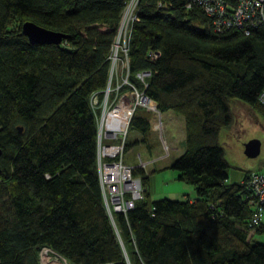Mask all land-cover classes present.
<instances>
[{
    "label": "trees",
    "instance_id": "1",
    "mask_svg": "<svg viewBox=\"0 0 264 264\" xmlns=\"http://www.w3.org/2000/svg\"><path fill=\"white\" fill-rule=\"evenodd\" d=\"M185 6L140 0L128 80L161 114L183 118L185 151L170 169L196 199L151 202L148 175L134 169L142 199L112 225L89 100L108 84L124 1L0 0V264H38L41 247L70 264H264V244L252 243L247 228L248 177L225 184L221 142L235 123L234 103L264 120V25L217 33L205 12ZM26 22L63 42L30 44ZM141 72L151 74L146 87L135 79ZM134 113L129 136L147 145L151 115ZM136 144L127 140L126 152Z\"/></svg>",
    "mask_w": 264,
    "mask_h": 264
},
{
    "label": "built area",
    "instance_id": "2",
    "mask_svg": "<svg viewBox=\"0 0 264 264\" xmlns=\"http://www.w3.org/2000/svg\"><path fill=\"white\" fill-rule=\"evenodd\" d=\"M123 1L125 7L108 57V84L102 94H92L89 100L97 126L96 169L99 189L105 212L112 225L115 224L114 214L125 215L142 199L144 193L141 179L133 177V171L145 168L146 163L131 167L125 162V145L134 112L143 109L154 115L156 123L153 131H161L162 128L160 118L162 114L157 110L155 102L150 101L128 80L132 25L138 22L140 0ZM185 2L186 8L196 6L205 12L217 33L238 30L248 35L250 30L264 25V0H185ZM118 63L127 71L121 83L114 79L117 78ZM150 75L149 72H141L135 75V79L146 87V79ZM124 87L126 90H122ZM258 104L264 108V90L258 95ZM245 184L248 190L245 201L251 210L247 228L249 233L257 234V231H264V172L251 173ZM37 259L38 264H70L66 258L48 247L40 248Z\"/></svg>",
    "mask_w": 264,
    "mask_h": 264
},
{
    "label": "rangeland",
    "instance_id": "3",
    "mask_svg": "<svg viewBox=\"0 0 264 264\" xmlns=\"http://www.w3.org/2000/svg\"><path fill=\"white\" fill-rule=\"evenodd\" d=\"M116 70L117 78L114 77V79L121 83L127 71L119 63L116 65ZM234 104L235 123L229 130H224L221 133L222 148L225 152L226 162L229 164L226 172V185L240 184L251 173L264 172V120L242 103L236 102ZM171 117L183 121L181 116L172 112L162 114L160 116L161 131H153L152 129L151 135L146 138L147 145L143 144L142 137L135 133H132L128 139L131 143L136 140L138 144L133 145L126 152L125 162L131 167L146 163L145 168L141 170L149 178L146 189H148L151 202L162 199L175 202L190 201L192 197H195L194 187L185 182L177 181V173L170 169V165L183 155L186 144L178 124L170 120ZM150 118V123L154 127L156 118L154 115H151ZM252 140L260 142L261 152L258 157L248 159L244 155L243 147ZM148 145L151 147L149 148ZM151 156H153L152 160H145ZM249 236L252 243L264 244V231L257 234L249 233Z\"/></svg>",
    "mask_w": 264,
    "mask_h": 264
},
{
    "label": "water",
    "instance_id": "4",
    "mask_svg": "<svg viewBox=\"0 0 264 264\" xmlns=\"http://www.w3.org/2000/svg\"><path fill=\"white\" fill-rule=\"evenodd\" d=\"M21 31L24 36L27 38L28 42L33 45H60L63 42L64 36L56 32H51L36 26L32 22H26L22 25ZM19 132H22V129L18 128ZM243 152L246 158L253 159L259 156L260 154V142L257 140H252L246 143L243 147ZM1 156V152H0Z\"/></svg>",
    "mask_w": 264,
    "mask_h": 264
},
{
    "label": "crops",
    "instance_id": "5",
    "mask_svg": "<svg viewBox=\"0 0 264 264\" xmlns=\"http://www.w3.org/2000/svg\"><path fill=\"white\" fill-rule=\"evenodd\" d=\"M166 114H169V112H166ZM173 117V116H172ZM170 118V120H172L175 124H178V127H179V131H180V133H181V135H183L184 136V141H185V132H184V129H185V122L184 121H180L179 119H177L176 117L175 118ZM153 159V156H151V157H147L145 160H152ZM155 162H156V160H155ZM154 162V163H155ZM191 197H192V195H191ZM196 199V197H192L191 199H190V201H193V200H195Z\"/></svg>",
    "mask_w": 264,
    "mask_h": 264
},
{
    "label": "bare ground",
    "instance_id": "6",
    "mask_svg": "<svg viewBox=\"0 0 264 264\" xmlns=\"http://www.w3.org/2000/svg\"><path fill=\"white\" fill-rule=\"evenodd\" d=\"M143 189V188H142Z\"/></svg>",
    "mask_w": 264,
    "mask_h": 264
}]
</instances>
